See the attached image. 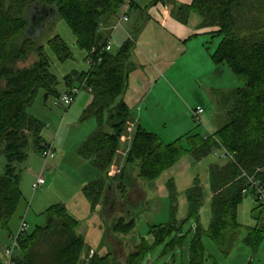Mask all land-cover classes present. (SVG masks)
Instances as JSON below:
<instances>
[{
    "label": "trees",
    "instance_id": "obj_1",
    "mask_svg": "<svg viewBox=\"0 0 264 264\" xmlns=\"http://www.w3.org/2000/svg\"><path fill=\"white\" fill-rule=\"evenodd\" d=\"M243 1L193 0L190 6L179 9L182 21L196 14L202 19L203 28L217 29L215 35L221 41L212 54V61L216 66H226L242 84L223 96V102L230 107L223 126L208 136L189 135L166 144L139 125L126 167L116 178L111 176V168L117 158L120 138L131 118L124 95L134 71L135 38L128 39L117 53L113 50L105 53L103 61L88 72L73 73L65 80L67 89L75 87L76 83L91 89L92 101L83 120L94 119L97 130L78 154L98 173L96 179L82 189L92 212L104 203L110 186L124 198L125 181L131 168L138 170L140 179L153 182L187 155L199 162L216 151L224 152L227 162L215 164L209 170L211 223L207 230L199 226L189 247V264H206L208 252L204 238L225 257L228 256L227 244L234 243L244 231L243 242L253 253H257L264 242L263 229L244 228L238 221V208L248 196L244 191L250 187L249 179L264 188V23L258 22L256 28L248 31L243 29L238 15ZM123 3L124 0H0V157L6 160L5 172L0 173V232L11 233L12 220L22 201L17 165L27 160L30 140L38 154L46 144L42 136L44 125L29 113L41 91L45 98L57 94L58 79L50 73V63L40 43L47 32L46 24L56 13L75 36L78 48L86 51L88 59L93 48L101 49L106 45L107 29L117 20ZM49 45L60 62L73 58L70 48L59 36H54ZM28 55L31 56L28 58ZM168 186L172 222L151 226L150 240L141 238L135 251L126 258V264H143L160 246H164L163 255H172L173 259L182 247L179 240L169 241L172 232L178 230V223L175 186L173 183ZM250 194L259 202L254 191ZM187 203L189 218L200 220L204 189L199 179L187 191ZM44 214L43 227L33 233L26 231L19 237L15 264H80L85 248L84 240L75 235L80 221L60 204L48 208ZM59 227L67 233L68 240L43 257H35V249L50 241ZM118 228L124 234L132 233L135 222L116 220L112 229L117 231ZM89 264H113V259L95 255Z\"/></svg>",
    "mask_w": 264,
    "mask_h": 264
},
{
    "label": "rangeland",
    "instance_id": "obj_2",
    "mask_svg": "<svg viewBox=\"0 0 264 264\" xmlns=\"http://www.w3.org/2000/svg\"><path fill=\"white\" fill-rule=\"evenodd\" d=\"M139 1L135 0V3L140 4ZM144 3H148V0H141L143 8H145ZM238 11L243 29L246 31L256 28L258 22L264 23V1L262 0H244ZM195 17L199 19L198 15ZM50 20V25L46 24L47 32L42 35L40 43L44 47L50 63L49 71L58 79L55 88L57 94L45 98L44 92L41 91L29 113L44 125L42 136L46 142L54 145L56 157L49 160L45 165V160L41 154L35 152L33 140H30L27 160L23 164L17 165L20 170L22 201L12 220L11 230L16 232L24 220L28 225L27 232L33 233L38 227L45 225L44 213L48 208L58 204L64 205L69 214L80 221V227L75 230V235L85 242L80 264H89L95 255L101 257L111 256L113 264H126V258L135 251L141 238L150 240L148 231L151 226L168 225L172 222L168 185L173 183L177 199L176 221L178 230L172 232L169 241L179 240L182 247L178 249L174 262L171 261L170 255H163L164 246H160L154 250L143 264H168L170 261L172 264H189V247L196 238L199 226L207 230L211 223L209 168L212 165L224 162V152L222 155L216 151L199 162L193 159L191 155H187L153 182L140 179L138 170L131 168L128 172V179L125 181L127 189L125 188L126 195L124 198L116 193L115 187L110 186V190L108 189L107 194H105L106 200L104 203H101L95 212H92L90 205L82 194V189L94 181L98 173L89 161L81 158L78 154L81 146L97 130L94 119L83 120L84 112L91 104L92 94L85 87L71 107H65L60 100L69 90L66 86V78L73 73H86L91 69V66L87 63L86 51L78 48L76 38L65 22L58 19L56 13L51 15ZM121 29L111 40L113 53H117L124 40L128 39ZM54 36H59L65 41L73 54V58L65 62H60L56 58L49 45V41ZM219 42L220 39L218 38L209 40L208 46L211 52L215 51ZM139 46L140 44L136 47L133 55L134 62L136 56L139 57ZM206 49L205 47V51ZM30 56L28 55V58ZM207 68L208 64L205 61L199 64L191 63L186 59L171 63L168 68L167 65L163 64H151L145 58L142 65L134 63L135 71L131 75V93L137 95L135 91L137 92L138 89L141 93L139 100L146 93H149L148 99L151 104L148 105V108L144 106L143 111L142 105H139L138 109H135L131 114V118L120 138L117 158L111 168L112 177L116 178L121 169L126 167L128 152L139 126L137 122H140L139 120H136V123L134 122L135 117L138 115H143L146 125L149 123L155 124L152 130L166 144L181 139L190 125H192L191 131L196 130V133L199 134H212L223 126L225 115L230 108L228 104L223 102V96L229 95L238 87H241L242 84L226 66H222L219 68L221 71L220 76L214 79L217 84L216 90H222L224 86H226V89L227 87L230 88L227 91H225L226 89L222 90L224 94L221 96V91L210 90L205 80L200 79V76L208 74ZM161 70H164L165 80L164 74L160 73ZM145 77L146 81L144 80ZM230 78L232 82L229 84ZM165 82L169 84L167 88H164V85L166 86ZM183 85H185V88ZM170 86L172 87L170 88ZM198 88H201L203 94L206 95L207 103L200 101L198 97L192 96V91ZM185 90H187L186 93ZM164 99L170 100L171 107L161 106L160 103ZM197 104H203L202 108L204 109L199 116V121L194 117L197 109L201 108L194 109ZM207 105L208 109L213 111V114L209 113L208 110L205 111ZM215 111L218 115L216 120L213 119ZM185 147L187 148V146ZM5 168L6 160L4 157H0V173L3 174ZM41 173H44L46 185L38 191H34L33 184ZM196 179L200 180L204 189V204L200 212V220L190 219L188 216L187 191L193 187ZM261 216L264 217L262 203L257 202L253 195H248L239 212L240 223L249 225L255 223L254 217L260 218ZM122 219L126 223L129 221L135 222V229L132 233L124 234L120 228L113 231L114 221H121ZM0 237L1 255L7 244L9 246L13 242L11 241L12 234L10 235L9 232L1 231ZM241 237L239 236L234 243L231 241L227 244L225 249L228 253L227 257L217 250L209 239L204 238L203 242L208 252L206 264H216L215 260L224 263L226 258L228 259L232 248L249 250V257H254V254L249 248L247 249L243 240L240 241ZM67 240V233L59 227L50 241L40 244L35 249L34 255L37 258L43 257L48 251ZM184 249L186 252H184Z\"/></svg>",
    "mask_w": 264,
    "mask_h": 264
},
{
    "label": "crops",
    "instance_id": "obj_3",
    "mask_svg": "<svg viewBox=\"0 0 264 264\" xmlns=\"http://www.w3.org/2000/svg\"><path fill=\"white\" fill-rule=\"evenodd\" d=\"M139 2L140 4L135 3L133 6V10L130 15L129 23L126 24L123 29H121L123 31V34L127 35L128 39L135 38L136 47L138 46V44H140L139 57L138 55L136 56L134 63L142 65L144 58H145V60L149 61L151 64L153 63L159 64V65L163 64V65H167V68H168L171 63H177L182 59H186L187 61L191 63H199V64L205 61L206 64H208L207 70L209 72L205 76H200V79L205 80L207 85H209L210 90L218 91V92L221 91L220 95L222 96L224 94L222 90H225L226 86H224L222 90H216L217 84L214 81L215 77L220 76L221 71L219 68H221L222 66H216L213 63L212 61L213 52L210 51V48L208 46L210 39L218 38L215 35V33L217 32V29L216 28H203L202 19H200V17L198 19V17H195L196 15L194 14L187 16L186 21L181 20L182 16H180L181 15L180 10H179L180 7L190 6L193 0H148V3H144L145 8L141 6V0ZM119 30L120 29L115 31V33L113 34V37L117 35V32ZM128 39L124 40L123 43H125ZM123 43L121 44V46L123 45ZM205 47L207 48L206 51H205ZM163 71L160 73L164 74V80H165V73H163ZM131 75L129 78V88L126 94L124 95V101L129 106L131 110V114H133L134 110L138 109L139 105H142V111H143L144 106L148 108V105L151 104V101L148 99L149 93L148 94L146 93V95L142 97L141 100H139L140 99L139 95L141 93L139 92L138 89H137V92L135 91V94L137 93V95H132L133 93H131V85H132ZM144 80L146 81V77L144 78ZM231 82L232 81L230 78L229 84ZM167 86H169V84L166 83V86L164 85V88H167ZM183 86L185 88V85ZM171 87L172 86H170V88ZM228 88L230 87H227L225 91H227ZM199 89L201 90V88H198L197 90ZM197 90L194 89L192 91V96L198 97L200 98V101L202 102L204 101L207 103L206 95L203 94L202 90L201 91H197ZM186 91L187 90H185V93ZM91 101H92V95H91ZM160 104L162 107H171L169 99H164L163 101H161ZM202 105L203 104H197L196 106H194V109L198 107L202 108L203 107ZM205 108H206L205 111L208 110L209 113L213 114V111L208 109V105ZM217 118H218V115H217V112L215 111L213 115V119L216 120ZM136 120H139L140 122H137ZM134 122L135 123L137 122V124L142 126L146 131L152 134H155L154 133L155 131L152 130L155 124L153 125L152 123H149L146 125L144 123L143 115L136 116ZM96 126H97V123H96ZM191 129H192V125L188 126V128L185 130L186 134H184L182 138L186 139L189 135L199 134V133H196V130L191 131ZM199 135L204 137L206 136V133L199 134ZM217 153L219 154L221 153L223 155L221 151H218ZM225 162L227 161L224 160L223 163H219V164L222 165ZM46 164L47 163H45V165ZM42 174L44 175V173H41V175ZM241 207L242 205L238 208L239 223H240L239 212L241 210ZM254 219H255L254 220L255 223L253 222L249 225L240 223V225H242L244 228H261L264 230V217L263 216H261L260 218L254 217ZM16 232L11 231L10 235L15 234ZM245 236H246V232L244 231L242 233V237L240 235L241 237L240 241H242L245 238ZM4 251H5V248L3 249L0 255V264L2 263L4 259ZM184 252H186L185 249H184ZM253 254H254V257L251 258V256L249 257V250L246 251V249H240V248L233 249L232 248L230 249V254H229L228 259L226 258L224 263L215 260L214 257L213 258L216 261V264H257V262H259V264H264V242L261 244V247L258 250V252L253 253ZM169 257H171L172 259V255H170ZM176 257L177 256L175 254V257L171 261H174ZM171 261L168 264H172Z\"/></svg>",
    "mask_w": 264,
    "mask_h": 264
},
{
    "label": "built area",
    "instance_id": "obj_4",
    "mask_svg": "<svg viewBox=\"0 0 264 264\" xmlns=\"http://www.w3.org/2000/svg\"><path fill=\"white\" fill-rule=\"evenodd\" d=\"M135 4V0H125L124 3L121 6L120 9V14L115 21V23L108 29L109 32V38L106 43V45L99 49V48H93L90 52V56L87 59V63L93 67L96 64H100L103 61V55L105 53H109L113 50L111 40L113 37V34L115 31L118 29L123 28L128 22L130 21V15L133 10V6ZM101 30H105L104 28H101ZM86 86L79 85L72 87L68 90L66 94H64L61 97V104L64 105L65 107H71L77 97L80 95L82 89H84ZM88 90L91 92V89L88 88ZM203 113V109L198 108L197 111L194 114V117L196 120H200V114ZM206 135H211V133H206ZM42 158L45 160V163H47L49 160L53 159L55 157V150L53 145L46 143L43 146L42 152H41ZM250 182V187L248 190L244 191V194L249 195L251 192H255L257 198L259 201L262 203V206L264 207V188L262 185L257 182L256 180L249 179ZM46 185V179L44 175H39L36 182L33 184V190L38 191L39 189L43 188ZM28 229L27 223L23 220L22 223L20 224L17 232L12 235L11 241L13 242L10 244L8 247H6L4 251V259L1 264H15L14 258L16 253L19 250V243L18 239L19 237L26 232Z\"/></svg>",
    "mask_w": 264,
    "mask_h": 264
}]
</instances>
